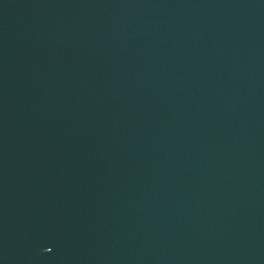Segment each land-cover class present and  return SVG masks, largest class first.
Instances as JSON below:
<instances>
[{
	"label": "water",
	"instance_id": "water-1",
	"mask_svg": "<svg viewBox=\"0 0 264 264\" xmlns=\"http://www.w3.org/2000/svg\"><path fill=\"white\" fill-rule=\"evenodd\" d=\"M0 264H264V0H0Z\"/></svg>",
	"mask_w": 264,
	"mask_h": 264
}]
</instances>
